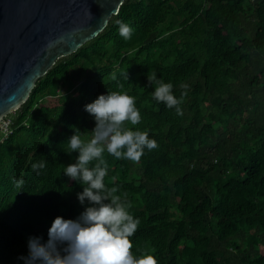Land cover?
Here are the masks:
<instances>
[{
  "label": "trees",
  "instance_id": "16d2710c",
  "mask_svg": "<svg viewBox=\"0 0 264 264\" xmlns=\"http://www.w3.org/2000/svg\"><path fill=\"white\" fill-rule=\"evenodd\" d=\"M153 74L177 98L186 92L182 115L152 98ZM107 91L135 98L141 120L125 125L158 145L135 162L103 154L105 185L139 218L131 251L157 264H264V0H125L59 59L3 119L0 264H23L29 235L46 241L56 216L82 211L81 185L62 173L78 155L66 140L74 130L91 138L83 106Z\"/></svg>",
  "mask_w": 264,
  "mask_h": 264
},
{
  "label": "clouds",
  "instance_id": "9594fccd",
  "mask_svg": "<svg viewBox=\"0 0 264 264\" xmlns=\"http://www.w3.org/2000/svg\"><path fill=\"white\" fill-rule=\"evenodd\" d=\"M119 35L131 38L133 28L117 21ZM154 83L151 92L157 103L174 109L182 115L179 105L183 96L173 94V85L165 83L155 74L148 77ZM187 88V85H181ZM94 120L95 126L89 140H82L79 130L67 138V153L78 155L74 162L63 166L62 173L82 187L77 200L82 211L75 218L56 216L47 230V239L40 236L27 237V255L17 257L23 264H157L149 253L134 254L130 237L139 225V218L128 211V204L114 195L115 188L104 183L107 174L104 153L116 159L138 161L145 149L158 147L147 131L133 130L125 125H137L141 120L135 98L122 91L99 94L92 102L83 106ZM95 161V163H93ZM32 170L39 175L45 161L33 163ZM20 181H17L19 184Z\"/></svg>",
  "mask_w": 264,
  "mask_h": 264
},
{
  "label": "water",
  "instance_id": "95a60500",
  "mask_svg": "<svg viewBox=\"0 0 264 264\" xmlns=\"http://www.w3.org/2000/svg\"><path fill=\"white\" fill-rule=\"evenodd\" d=\"M125 0H0V123L62 58L95 39Z\"/></svg>",
  "mask_w": 264,
  "mask_h": 264
},
{
  "label": "rangeland",
  "instance_id": "374dc122",
  "mask_svg": "<svg viewBox=\"0 0 264 264\" xmlns=\"http://www.w3.org/2000/svg\"><path fill=\"white\" fill-rule=\"evenodd\" d=\"M63 90H65L64 87H60V86H59L58 93H59V94H62V91H63ZM9 120H10V117H8V118L4 121V123H1V124H0V139H2V137L4 136L2 132H3L4 129L6 128V125H7V123H8Z\"/></svg>",
  "mask_w": 264,
  "mask_h": 264
},
{
  "label": "built area",
  "instance_id": "2783aa9c",
  "mask_svg": "<svg viewBox=\"0 0 264 264\" xmlns=\"http://www.w3.org/2000/svg\"><path fill=\"white\" fill-rule=\"evenodd\" d=\"M1 123H4V121H2ZM1 123H0V124H1ZM9 124H10V123H9V121H8V123H7V125H6V128H5L4 131L2 132L4 136L7 135V133H8V130H9L8 127H9Z\"/></svg>",
  "mask_w": 264,
  "mask_h": 264
}]
</instances>
